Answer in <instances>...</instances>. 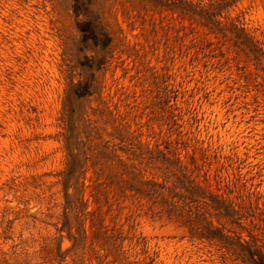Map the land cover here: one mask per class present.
I'll return each mask as SVG.
<instances>
[{"label": "rangeland", "instance_id": "374dc122", "mask_svg": "<svg viewBox=\"0 0 264 264\" xmlns=\"http://www.w3.org/2000/svg\"><path fill=\"white\" fill-rule=\"evenodd\" d=\"M0 264H264V0H0Z\"/></svg>", "mask_w": 264, "mask_h": 264}, {"label": "trees", "instance_id": "16d2710c", "mask_svg": "<svg viewBox=\"0 0 264 264\" xmlns=\"http://www.w3.org/2000/svg\"><path fill=\"white\" fill-rule=\"evenodd\" d=\"M150 185V182L144 184V187H148ZM180 189L184 190V192L186 194H190V196H193L195 195L194 192H199V193H203L202 189L199 188L198 186L197 187H193L191 184L189 185H186V181L184 182V180L180 181ZM151 192V190L148 191H143L141 189H136V193L138 194H142V195H149ZM189 217L191 218V215H189Z\"/></svg>", "mask_w": 264, "mask_h": 264}]
</instances>
